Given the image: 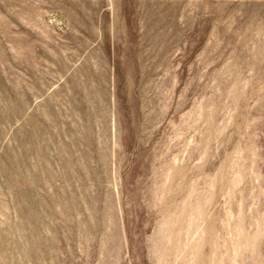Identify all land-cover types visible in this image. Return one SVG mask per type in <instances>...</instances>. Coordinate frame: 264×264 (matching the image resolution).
<instances>
[{"label":"rangeland","instance_id":"1","mask_svg":"<svg viewBox=\"0 0 264 264\" xmlns=\"http://www.w3.org/2000/svg\"><path fill=\"white\" fill-rule=\"evenodd\" d=\"M0 264H264V0H0Z\"/></svg>","mask_w":264,"mask_h":264}]
</instances>
